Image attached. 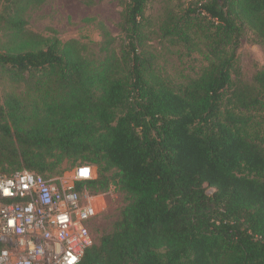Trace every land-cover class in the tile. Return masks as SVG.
<instances>
[{
  "label": "trees",
  "instance_id": "obj_1",
  "mask_svg": "<svg viewBox=\"0 0 264 264\" xmlns=\"http://www.w3.org/2000/svg\"><path fill=\"white\" fill-rule=\"evenodd\" d=\"M46 1H2L0 72L24 90L0 100V174L55 178L72 161L97 167L93 193L120 191L80 264H264V70L247 83L238 64L248 27L264 43V0L167 11L162 38L208 61L179 84L146 50L149 0H120L122 41L103 28L97 53L28 30Z\"/></svg>",
  "mask_w": 264,
  "mask_h": 264
},
{
  "label": "built area",
  "instance_id": "obj_2",
  "mask_svg": "<svg viewBox=\"0 0 264 264\" xmlns=\"http://www.w3.org/2000/svg\"><path fill=\"white\" fill-rule=\"evenodd\" d=\"M71 175L0 174V264H80L98 245L108 203L87 186L95 167L81 164ZM109 192L121 194L114 185Z\"/></svg>",
  "mask_w": 264,
  "mask_h": 264
},
{
  "label": "rangeland",
  "instance_id": "obj_3",
  "mask_svg": "<svg viewBox=\"0 0 264 264\" xmlns=\"http://www.w3.org/2000/svg\"><path fill=\"white\" fill-rule=\"evenodd\" d=\"M191 1L208 0H149L146 11V50L157 56V65L162 73L177 84L195 78L208 64L205 56L199 52L188 53L183 46L173 45L161 36L160 26L167 11H179ZM121 13L120 0H94L93 5H87L84 0H47L40 8L28 11L25 19L28 30L33 33L44 37H58L64 42L77 39L97 53L103 39V28L118 39L116 45L122 41ZM7 39L5 25L0 22V51H4ZM238 59L242 80L254 83L256 75L264 70V43L250 27L242 36ZM23 90V87L12 83L0 72L1 103L9 94L21 95ZM77 165L72 161H65L54 177L70 179ZM95 170L97 177V167ZM208 193L211 194L212 190ZM104 199L108 203V211L105 220L100 223L98 244L104 235L113 231L125 205L123 195L116 192L104 193Z\"/></svg>",
  "mask_w": 264,
  "mask_h": 264
},
{
  "label": "water",
  "instance_id": "obj_4",
  "mask_svg": "<svg viewBox=\"0 0 264 264\" xmlns=\"http://www.w3.org/2000/svg\"><path fill=\"white\" fill-rule=\"evenodd\" d=\"M225 2H226V0H218V5H219L220 9H223Z\"/></svg>",
  "mask_w": 264,
  "mask_h": 264
}]
</instances>
